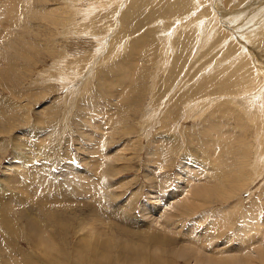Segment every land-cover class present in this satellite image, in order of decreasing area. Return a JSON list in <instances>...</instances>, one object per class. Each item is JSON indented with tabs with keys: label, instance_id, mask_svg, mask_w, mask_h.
<instances>
[{
	"label": "rangeland",
	"instance_id": "374dc122",
	"mask_svg": "<svg viewBox=\"0 0 264 264\" xmlns=\"http://www.w3.org/2000/svg\"><path fill=\"white\" fill-rule=\"evenodd\" d=\"M8 1L0 0V197L17 202L0 219L10 214L18 232L0 220V264H58L80 236L94 242L79 220H98L110 202L149 223L152 208L161 221L174 215L179 239L223 231L204 243L208 254L216 244L235 249L252 216L264 236V0ZM197 157L201 168L183 163ZM162 171L166 193L147 182ZM81 183L103 187L86 193ZM44 194L68 197L42 205ZM119 219L124 235L93 243V262L177 259L178 249L147 233L126 239L134 235ZM30 220L56 241L21 234ZM251 248L240 254L264 264V244Z\"/></svg>",
	"mask_w": 264,
	"mask_h": 264
},
{
	"label": "bare ground",
	"instance_id": "6f19581e",
	"mask_svg": "<svg viewBox=\"0 0 264 264\" xmlns=\"http://www.w3.org/2000/svg\"><path fill=\"white\" fill-rule=\"evenodd\" d=\"M7 4H8V6H10L11 5V0H9ZM8 10H9V8H8ZM8 10H4V12H6ZM189 26H191V25H189ZM249 116H250V114H249ZM184 161L190 162L191 165L194 164V169L196 167H200V168L202 167L201 166V162H202V158L201 157H197L195 159H188V158H186V159L183 160V163H184ZM11 169H12V167H11ZM161 169H163V168H161ZM116 171H115V168H114L110 175L115 176L117 174ZM165 171H162V172H159L158 173V175H160V178L156 179V178L148 177V180H147V182H149V184H151L153 187H155L156 190L158 189V191H160L161 193H166L170 189V187L172 186V183L170 184V182H171V179H170L171 176L168 175L167 174L168 172L166 173ZM110 181H112V180H110ZM187 182H188V186H189L190 185V182H191V179L187 180ZM108 183H110V182H108ZM1 186H2V184H1ZM77 186H78V184H77ZM100 186H102V185H99V187L96 186L94 188H90L88 185H83L81 183V188L80 189L83 190V191H85L86 193H91L92 191H95V190L100 191ZM107 186L108 187H113L112 185H108V184H107ZM150 188H151V186H150ZM155 188H153V189H155ZM58 189L60 190V188H58ZM102 189H104V188H102ZM76 190H78L77 187L74 190L75 193H76ZM9 193L10 194H13L11 192H9ZM37 194H40V193H37ZM33 195H35V194H33ZM32 197H34V196H32ZM67 197L68 196H66V195H65V197H62L63 199L58 197V198L55 199L56 202H53L51 195L44 194V195H41V197H40L41 198V201H40L41 203L40 204H42V205L43 204H46L47 205V203H50V205H52V206L60 205L62 203L64 204L67 201ZM204 198H207V195ZM13 202L14 203L17 202L16 201V197H15L14 194L11 196V198H5L4 199L3 197H0V206H1L0 213L1 212L5 213L6 211L3 208L8 207ZM51 202H52V204H51ZM110 203H111V205L109 206V208H106L105 207V208H101L100 209V213L101 214H99V215L96 216V218H98V220L95 219L92 222H89L84 217H82V220H79V223H78V226L77 227H81L84 230H88V231H91V232L94 231L95 232V235L97 237L95 238L94 242H92L91 238H89L87 235L80 236L78 238V241H77L78 242L77 245H76L77 247L76 248L73 247L75 249L71 250V252L69 251L70 253L73 254L72 257L74 259L73 258H69L71 260H68L67 259L68 257H66V255L67 254H70V253H67L65 251V253L63 252L61 254L60 261L58 262V264H96L95 262H93L94 255H95V246H94L93 243H98L100 246L109 247V246H111V244H110V242H108L106 240V237H109L110 234H112V233H114V236H116L117 234L124 235L123 234V231L118 227V225H116V223L114 221V220H117V216H120V219L118 221L122 225H124L125 228H127L129 230V233L130 234H133L134 235L132 237L127 236L126 239H128V240H130V239H139V238L143 237L142 236L143 233H147L148 235H150V239L151 240H154V241L163 240L166 244L171 245V248L172 249H178L177 250V259L176 258H168L167 260H163L165 262V264H177L178 263L177 261H179V260L180 261H183L184 264H257L256 261L249 260L250 255L248 256V254L246 253V254H244V257H243L242 254H240V252L244 251L245 248L246 249H253V248H251L253 245H259V244L261 245V244H264V236L262 235L263 231L260 229V227H258V226H261L262 225V222L256 216H252V221H245L244 222V219L242 220L246 224H242V227L240 229V231H242V235L238 234V231L239 230H236L237 231V234H238L237 235L238 244H237V247L234 246V247H236L235 249L234 248L231 249L228 246H226V247H220V244H216V246H219V247L213 246L212 247V252L213 253L212 254H208V252H209L208 246L206 244H204V243L206 242V240L208 239V237H209V240L212 243H215L216 240H218V238L223 237V231H221L220 233H218V232L217 233H211V234L206 233V235H205L206 238H203L202 237V236H204V234L198 235L199 233H192L191 232V235H193L192 236V239H183V238H180L179 239V233L180 232L178 231V228H179L180 225H178V222L180 220H177L174 215L169 216L165 220H162L161 221V217L162 216L161 217H157V218L154 217L156 215V212H155L154 208H152V211L150 213L152 214L153 222H150L149 223V222L146 221V219H142V218H140L138 216L132 217L129 214V213H132L131 212L132 210L129 209V205L127 206V211L126 212H122V209L119 206H116L114 208V207H112V202H110ZM37 204L39 206V202ZM116 204L117 205H120V206H123L126 203H119L118 204V201H117ZM179 205H180L178 207L179 212L182 213V214H185L186 213V207L189 205V203H183V204L181 203ZM11 206H15V205L12 204ZM108 209L110 211H108ZM147 209H149V208H147ZM26 213H27V211H26ZM56 214L59 215L60 213H58V211H57ZM62 214H63V212H62ZM62 214H61V216H62ZM26 216H27V218H31L32 217L31 214H26ZM47 216H49V215H47ZM52 219L54 220V217L53 216H52ZM64 221H65L64 222L65 224H69L70 223L69 222V219L68 220H64ZM11 222H12V219L10 218V214L9 215L4 214L3 219H2V222H1L3 224V226H4V228L6 230H9L10 229L12 231H15L14 230V227L11 225ZM154 222L156 223V225L157 224H162L165 227V229L167 231V234L163 233L162 231L158 230L157 228H155L153 230L150 227V224L151 223H154ZM13 223H15V222H13ZM30 223L31 224L32 223L33 224H36L37 226L36 225H33L34 228H32L30 226L31 225ZM63 227H65V226H63ZM29 228H31L32 231H30ZM44 228H45L44 224L43 225L42 224L40 225L38 222H33L32 220H30V222L28 221V231H26V230L25 231L20 230V233L21 234L25 233L26 236H28V235L30 236L31 235V232L33 234L35 233L36 234V238L42 244L43 243L44 244H47L48 242H49V244H51L50 243V240H52V241L55 240L56 241V238L54 239V237H55L54 233H51V232H50V234H48L50 237L49 236H46V239L47 240H45L44 235H45V233H47L48 230L47 229H44ZM210 230H208V231L211 232ZM137 231H139V232H137ZM16 232H18V231H15V233ZM27 232H28V234H27ZM135 232H137V233H135ZM168 235L169 236H173V237H169ZM225 241H226L225 243L227 244V242L230 241V237L226 238ZM64 248L66 249L67 247L64 246ZM41 249H42V247H41ZM255 249H256V247H255ZM232 252H235L236 254H231ZM225 254H229V255L223 256V257L220 256V255H225ZM15 255H16V253H15ZM260 255L264 256V252L261 251V254ZM70 257H71V254H70ZM10 258L13 259L11 256H10ZM263 259H264V257H261V260H263ZM113 264H131V263H129V262H117V263H113Z\"/></svg>",
	"mask_w": 264,
	"mask_h": 264
}]
</instances>
